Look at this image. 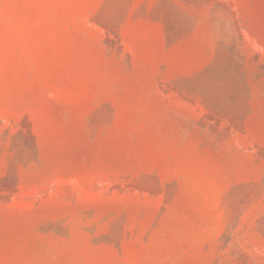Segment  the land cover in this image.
<instances>
[{
	"label": "rangeland",
	"instance_id": "rangeland-1",
	"mask_svg": "<svg viewBox=\"0 0 264 264\" xmlns=\"http://www.w3.org/2000/svg\"><path fill=\"white\" fill-rule=\"evenodd\" d=\"M0 264H264V0H0Z\"/></svg>",
	"mask_w": 264,
	"mask_h": 264
}]
</instances>
